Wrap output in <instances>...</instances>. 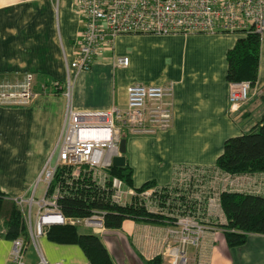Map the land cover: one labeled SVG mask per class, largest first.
<instances>
[{
  "label": "crops",
  "instance_id": "0c3cea01",
  "mask_svg": "<svg viewBox=\"0 0 264 264\" xmlns=\"http://www.w3.org/2000/svg\"><path fill=\"white\" fill-rule=\"evenodd\" d=\"M79 27L72 0H0V81L20 79L29 72L34 92L25 106L0 105V191L9 198L41 194L42 185L33 189L34 182L55 147L67 101L78 111L122 107L131 83L172 84L170 126L154 135L125 138L124 163L133 188L148 180L170 185L177 166L213 167L222 142L247 131L264 113V38L254 87L239 109L230 112L225 52L242 37L240 33L121 34L88 69L75 73L68 65ZM119 55L127 56L125 67L112 65ZM67 77L68 99L49 86L56 81L63 88ZM254 111L256 116L250 119ZM202 218L211 229L201 244L205 264H264V235L248 233L242 245L228 247L220 219ZM168 228L125 218L119 228L95 234L112 264H148L155 256L157 264H168L162 255L172 239ZM36 246L49 263L87 264L76 244L56 243L43 235ZM10 247V239L0 236V264L6 263ZM193 252L192 246L186 247L189 263H194ZM36 259L28 244L25 263Z\"/></svg>",
  "mask_w": 264,
  "mask_h": 264
},
{
  "label": "built area",
  "instance_id": "2783aa9c",
  "mask_svg": "<svg viewBox=\"0 0 264 264\" xmlns=\"http://www.w3.org/2000/svg\"><path fill=\"white\" fill-rule=\"evenodd\" d=\"M80 27L73 47V60L68 68L75 73L90 67L95 57L113 46L121 34H188V33H255L264 38V0H72ZM125 55L114 57V67H125ZM33 75L24 73L20 79L0 81V105L25 106L34 97ZM57 83L53 81V84ZM70 80L66 78L63 93L69 96ZM246 80L228 83V108L237 111L249 92ZM172 84L131 83L126 88L122 107L110 105L103 110H74L69 101L64 107L61 129L55 147L46 157L34 182L40 183L41 194L28 198H11L22 214L37 259L33 264L47 262L36 246L39 237L51 225H77L93 233L103 227L104 212L92 210L84 217H67L61 213L59 184L53 178L61 166L69 167L70 176L88 173L90 179L108 192L109 201L124 205L135 199L146 211L170 218L169 235L162 255L168 264H205L201 248L209 227L204 219L225 222L219 207L221 191H236L264 196V172L229 174L211 168L177 166L173 182L165 190L160 186L136 191L125 186L117 176L110 175L111 159L120 155L121 138L132 135H154L171 122ZM124 138V139H125ZM216 185V187H215ZM167 222V221H166ZM203 222V223H202ZM207 224V223H206ZM5 264H26L27 244L22 237L10 240ZM192 246L194 263L185 256Z\"/></svg>",
  "mask_w": 264,
  "mask_h": 264
},
{
  "label": "trees",
  "instance_id": "16d2710c",
  "mask_svg": "<svg viewBox=\"0 0 264 264\" xmlns=\"http://www.w3.org/2000/svg\"><path fill=\"white\" fill-rule=\"evenodd\" d=\"M260 40L255 33H247L235 40L225 52V79L228 83L246 80L253 88L257 75ZM47 84V83H46ZM51 91H63L59 83H49ZM125 138V137H124ZM214 167L229 174L264 172V113L247 131L230 136L222 142L221 152L215 158ZM70 168H58L53 182L61 187L58 205L67 217H84L92 210L104 212L103 227L119 228L123 219L169 224L170 218L150 213L133 199L119 205L109 201L108 192L98 187L88 173L70 176ZM110 175L120 178L125 186L131 185V171L123 166H111ZM156 186L152 180L135 188L141 191ZM165 190V186H160ZM219 207L225 222L218 225L228 247H237L245 242L248 233L264 235V196L236 191H221L218 194ZM167 221V222H166ZM80 226L62 224L46 228L44 236L53 242L76 244L87 260V264H112L110 257L98 236ZM0 236L6 239L22 237L27 244V232L22 214L16 203L0 191ZM28 245V244H27ZM157 264L159 257L146 261Z\"/></svg>",
  "mask_w": 264,
  "mask_h": 264
},
{
  "label": "water",
  "instance_id": "95a60500",
  "mask_svg": "<svg viewBox=\"0 0 264 264\" xmlns=\"http://www.w3.org/2000/svg\"><path fill=\"white\" fill-rule=\"evenodd\" d=\"M264 98V93H263ZM118 150L120 152V155L114 156L111 159V166H123L124 165V150H125V139L121 138L118 144Z\"/></svg>",
  "mask_w": 264,
  "mask_h": 264
},
{
  "label": "rangeland",
  "instance_id": "374dc122",
  "mask_svg": "<svg viewBox=\"0 0 264 264\" xmlns=\"http://www.w3.org/2000/svg\"><path fill=\"white\" fill-rule=\"evenodd\" d=\"M260 111V110H259ZM256 116V111H254L252 114H251V117H250V119H253L254 117ZM215 187H216V185H215ZM203 223V222H202ZM204 225H206L207 227H209L208 226V224H206V223H203ZM80 230H81V228H79ZM193 248V247H192ZM202 248V247H201ZM203 249V248H202ZM193 250H194V252L193 253H195V249L193 248ZM206 256V255H205Z\"/></svg>",
  "mask_w": 264,
  "mask_h": 264
}]
</instances>
